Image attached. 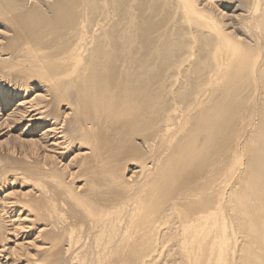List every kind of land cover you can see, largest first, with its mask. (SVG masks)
Masks as SVG:
<instances>
[{
    "label": "bare ground",
    "instance_id": "bare-ground-1",
    "mask_svg": "<svg viewBox=\"0 0 264 264\" xmlns=\"http://www.w3.org/2000/svg\"><path fill=\"white\" fill-rule=\"evenodd\" d=\"M0 264H264V0H0Z\"/></svg>",
    "mask_w": 264,
    "mask_h": 264
}]
</instances>
